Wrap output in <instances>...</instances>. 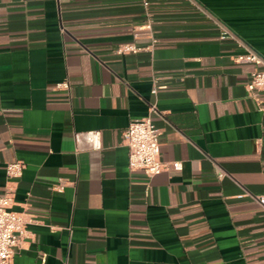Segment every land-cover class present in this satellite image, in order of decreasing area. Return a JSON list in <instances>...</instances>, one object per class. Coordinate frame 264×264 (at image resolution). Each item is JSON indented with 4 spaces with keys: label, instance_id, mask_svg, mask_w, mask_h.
<instances>
[{
    "label": "crops",
    "instance_id": "1",
    "mask_svg": "<svg viewBox=\"0 0 264 264\" xmlns=\"http://www.w3.org/2000/svg\"><path fill=\"white\" fill-rule=\"evenodd\" d=\"M149 14L151 50L117 55L151 43L141 0H0V195L27 221L11 264H264V92L246 88L264 65L236 61L264 59V0ZM153 105L182 169L148 176L123 132ZM93 130L101 150L75 139Z\"/></svg>",
    "mask_w": 264,
    "mask_h": 264
},
{
    "label": "built area",
    "instance_id": "2",
    "mask_svg": "<svg viewBox=\"0 0 264 264\" xmlns=\"http://www.w3.org/2000/svg\"><path fill=\"white\" fill-rule=\"evenodd\" d=\"M163 0H141L142 8L146 15L145 25L140 29L149 32L151 43L149 45H141L136 42H127L119 44L114 53L117 55L138 54L142 51L151 50L157 42L152 35V20L150 18L149 9L154 2ZM233 33L225 26H221V39L232 38ZM236 61L241 63H250L256 66L264 65L263 57L254 50L239 54ZM166 85L155 84L152 93L156 94L159 89L165 88ZM67 81L56 84V89H68ZM248 93L251 96L264 92V69L255 68L251 71L249 80L246 84ZM160 114L155 105L151 106L147 116L139 119H133L128 128L123 132V142L128 148V163L132 170H143L148 176H154L169 169L171 166L175 170L182 169V163L173 162L171 165L163 161L161 156L160 138L162 131L156 126L153 115ZM83 138L89 143L90 147L95 150H101L102 139L101 131L93 130L85 133H76L75 139L80 143ZM24 164L20 161L10 162L6 171L9 179H17L21 177L24 170ZM64 184L59 186L62 189ZM13 192L9 191L4 195H0V264H11L15 248L20 244L26 233V219L22 213L12 209ZM264 205V197L259 200Z\"/></svg>",
    "mask_w": 264,
    "mask_h": 264
}]
</instances>
